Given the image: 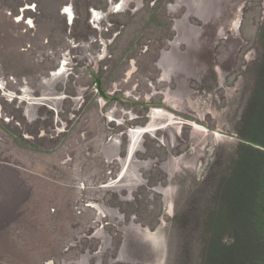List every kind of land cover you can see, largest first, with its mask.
Segmentation results:
<instances>
[{
  "label": "rangeland",
  "instance_id": "rangeland-1",
  "mask_svg": "<svg viewBox=\"0 0 264 264\" xmlns=\"http://www.w3.org/2000/svg\"><path fill=\"white\" fill-rule=\"evenodd\" d=\"M88 1L0 0V264H242L264 0Z\"/></svg>",
  "mask_w": 264,
  "mask_h": 264
},
{
  "label": "trees",
  "instance_id": "trees-1",
  "mask_svg": "<svg viewBox=\"0 0 264 264\" xmlns=\"http://www.w3.org/2000/svg\"><path fill=\"white\" fill-rule=\"evenodd\" d=\"M252 139V138H251ZM253 141H255V143H257L255 138L252 139ZM250 140V141H252ZM258 145H262L264 146V141L263 140H259L258 141ZM252 145V144H250ZM252 153L258 151L257 148L249 147L248 148ZM249 152L247 151L246 155H248ZM259 207H260V203H259ZM253 218H252V222H253ZM249 221V220H248ZM255 221V220H254ZM251 222H248V225L246 226L245 229V233L247 234L248 239L247 243L248 246L250 245H254L255 246V250H247L248 251V256L242 259V264H260L261 258L264 257V208H259L258 209V220H256L255 224H252L256 231V240L253 241L251 239L252 236H250L251 232H248L250 230V226H251ZM250 236V237H249ZM256 242V243H255Z\"/></svg>",
  "mask_w": 264,
  "mask_h": 264
},
{
  "label": "crops",
  "instance_id": "crops-1",
  "mask_svg": "<svg viewBox=\"0 0 264 264\" xmlns=\"http://www.w3.org/2000/svg\"><path fill=\"white\" fill-rule=\"evenodd\" d=\"M8 170L9 169L7 165L5 166L3 162H0V214H1V210H4L5 204L3 203H5L7 199L6 183H7V171Z\"/></svg>",
  "mask_w": 264,
  "mask_h": 264
},
{
  "label": "flooded vegetation",
  "instance_id": "flooded-vegetation-1",
  "mask_svg": "<svg viewBox=\"0 0 264 264\" xmlns=\"http://www.w3.org/2000/svg\"><path fill=\"white\" fill-rule=\"evenodd\" d=\"M87 3H90L88 0H86V4ZM116 3H120V8L122 9L123 8V3H124V1L123 0H117V2ZM72 6V5H71ZM73 7V6H72ZM107 7H110V5H108L107 4ZM74 9V8H73ZM75 11V10H74ZM91 12V11H90ZM89 15H90V13H89ZM91 15H92V13H91ZM90 15V16H91ZM260 264H264V257H262L261 258V261H260Z\"/></svg>",
  "mask_w": 264,
  "mask_h": 264
},
{
  "label": "bare ground",
  "instance_id": "bare-ground-1",
  "mask_svg": "<svg viewBox=\"0 0 264 264\" xmlns=\"http://www.w3.org/2000/svg\"><path fill=\"white\" fill-rule=\"evenodd\" d=\"M67 13H69V14L72 16L71 19L74 18V12L72 13L71 10H70L69 8L67 9ZM20 20H21V19H20Z\"/></svg>",
  "mask_w": 264,
  "mask_h": 264
}]
</instances>
